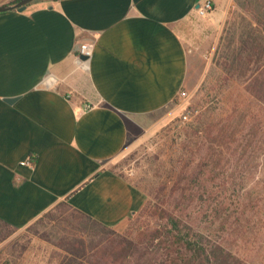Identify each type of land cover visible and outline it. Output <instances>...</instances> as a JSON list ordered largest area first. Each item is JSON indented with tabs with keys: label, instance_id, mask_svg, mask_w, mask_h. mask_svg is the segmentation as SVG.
Wrapping results in <instances>:
<instances>
[{
	"label": "crops",
	"instance_id": "obj_1",
	"mask_svg": "<svg viewBox=\"0 0 264 264\" xmlns=\"http://www.w3.org/2000/svg\"><path fill=\"white\" fill-rule=\"evenodd\" d=\"M204 1L36 0L0 12V225L23 230L65 203L126 227L145 196L112 163L174 110L185 30Z\"/></svg>",
	"mask_w": 264,
	"mask_h": 264
},
{
	"label": "rangeland",
	"instance_id": "obj_2",
	"mask_svg": "<svg viewBox=\"0 0 264 264\" xmlns=\"http://www.w3.org/2000/svg\"><path fill=\"white\" fill-rule=\"evenodd\" d=\"M263 28L264 0H224L188 20L184 95L159 127L112 163L145 196L117 233L145 245L149 234L170 230L169 216L181 209L182 223H196L192 233L204 248L221 244L238 264H264V100L247 89L256 77L264 79V57L235 60L247 36L264 50ZM69 214L54 208L23 230L7 235L0 229V264H87L58 245L93 229Z\"/></svg>",
	"mask_w": 264,
	"mask_h": 264
},
{
	"label": "trees",
	"instance_id": "obj_3",
	"mask_svg": "<svg viewBox=\"0 0 264 264\" xmlns=\"http://www.w3.org/2000/svg\"><path fill=\"white\" fill-rule=\"evenodd\" d=\"M17 1L19 0H14V2ZM258 26L261 27V24ZM263 51L259 52L258 43L247 36L240 41L235 60L239 63L246 61L251 63L255 57V61H259L264 57ZM247 89L254 96L264 100V79L256 77L254 83L248 85ZM60 207L70 210L71 219L93 228L88 232L83 228L85 232L83 231L81 237L74 239L65 237L58 244L64 252L72 255L71 258L80 259L87 264H129V258L134 255H138L134 264H238V259L233 253L221 244H215L210 249L204 248L192 233L193 225L196 223L193 220L182 223L184 214L181 209L178 216H169L170 230H167V226H163L155 233L149 234L145 245H141L131 240L127 233L119 234L102 226L85 214L70 209L65 203L55 206V208ZM203 216L205 215L202 213L195 219L199 220ZM95 228L99 229L100 233ZM0 229L6 230L7 235L14 232L3 225H0ZM151 247L154 252H151ZM155 253L158 254L155 255Z\"/></svg>",
	"mask_w": 264,
	"mask_h": 264
},
{
	"label": "built area",
	"instance_id": "obj_4",
	"mask_svg": "<svg viewBox=\"0 0 264 264\" xmlns=\"http://www.w3.org/2000/svg\"><path fill=\"white\" fill-rule=\"evenodd\" d=\"M213 8H214L213 3L210 0H205L204 2H202L201 4L197 6L195 13L199 17H205L209 12L213 10ZM92 49H93L92 43L87 42V43L81 44L78 48V52L76 56L77 62L84 64L91 56ZM81 56L86 57V60H81L80 59ZM181 94L184 95V93H181ZM187 118H188V113L182 115L183 120H187ZM21 165L30 166V162L26 160V161L21 162Z\"/></svg>",
	"mask_w": 264,
	"mask_h": 264
},
{
	"label": "water",
	"instance_id": "obj_5",
	"mask_svg": "<svg viewBox=\"0 0 264 264\" xmlns=\"http://www.w3.org/2000/svg\"><path fill=\"white\" fill-rule=\"evenodd\" d=\"M34 1H36V0H19L18 2H16L13 5H6V6L0 7V12H5V11H9V10H18L19 12H22L28 4H30ZM80 59L86 60V57L81 56ZM6 102H11V101L8 100Z\"/></svg>",
	"mask_w": 264,
	"mask_h": 264
}]
</instances>
